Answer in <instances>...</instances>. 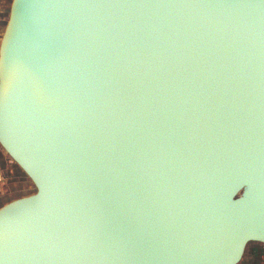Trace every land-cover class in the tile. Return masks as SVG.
<instances>
[{"label":"water","instance_id":"95a60500","mask_svg":"<svg viewBox=\"0 0 264 264\" xmlns=\"http://www.w3.org/2000/svg\"><path fill=\"white\" fill-rule=\"evenodd\" d=\"M0 264H240L264 246V0H11Z\"/></svg>","mask_w":264,"mask_h":264},{"label":"rangeland","instance_id":"374dc122","mask_svg":"<svg viewBox=\"0 0 264 264\" xmlns=\"http://www.w3.org/2000/svg\"><path fill=\"white\" fill-rule=\"evenodd\" d=\"M3 158L6 160L3 161ZM0 172L3 175V184L1 185L2 194H0L2 198H5L7 200V198L11 199L15 196L17 197L18 195L30 193L31 191H33L31 182L27 179L26 176H24L19 168L15 166V164L8 158V156L3 152L1 148ZM10 187H12V194L11 189H9Z\"/></svg>","mask_w":264,"mask_h":264},{"label":"crops","instance_id":"0c3cea01","mask_svg":"<svg viewBox=\"0 0 264 264\" xmlns=\"http://www.w3.org/2000/svg\"><path fill=\"white\" fill-rule=\"evenodd\" d=\"M11 0H0V40L3 34L5 24L8 18V9ZM6 157V156H5ZM6 159L3 158V161ZM14 188V187H13ZM11 194H12V187ZM18 190V189H17ZM18 194V193H17ZM27 193L15 196L14 198L8 199L2 198L0 196V206L21 196L26 195ZM12 196V195H11ZM240 264H264V246L258 243H250L247 245L242 261Z\"/></svg>","mask_w":264,"mask_h":264},{"label":"built area","instance_id":"2783aa9c","mask_svg":"<svg viewBox=\"0 0 264 264\" xmlns=\"http://www.w3.org/2000/svg\"><path fill=\"white\" fill-rule=\"evenodd\" d=\"M2 184H3V175L0 172V194H2V188H1Z\"/></svg>","mask_w":264,"mask_h":264}]
</instances>
